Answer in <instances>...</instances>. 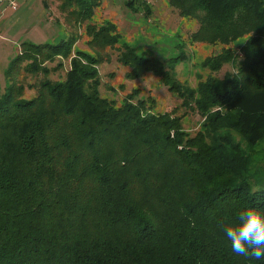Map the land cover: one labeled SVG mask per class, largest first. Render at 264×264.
<instances>
[{
	"label": "trees",
	"instance_id": "1",
	"mask_svg": "<svg viewBox=\"0 0 264 264\" xmlns=\"http://www.w3.org/2000/svg\"><path fill=\"white\" fill-rule=\"evenodd\" d=\"M102 1L61 7L89 19L91 45L117 46V23L90 20ZM167 1L198 20L194 42L220 47L205 67H234L192 86L176 77L184 52L162 59L123 44L118 59L132 78L158 75L181 99L171 110L138 90L121 103L104 96L102 56L75 48L74 33L21 43L0 90V264H264L233 253L219 226L249 205L264 212V156L255 157L264 141V0ZM126 5L147 19L153 12L149 0ZM60 57L70 68L54 79L47 62ZM24 72L35 82L26 86ZM189 110L197 130L186 126Z\"/></svg>",
	"mask_w": 264,
	"mask_h": 264
},
{
	"label": "rangeland",
	"instance_id": "2",
	"mask_svg": "<svg viewBox=\"0 0 264 264\" xmlns=\"http://www.w3.org/2000/svg\"><path fill=\"white\" fill-rule=\"evenodd\" d=\"M62 1L64 0H50L55 27L45 31L46 33L33 28L35 24L41 23L38 19L16 32L2 30L5 20H0V90H4L10 81L6 71L11 59L20 51L23 41L37 44L45 41L56 42L68 37L71 33L78 36L75 48L102 56V62L99 64L102 94L114 98L118 103H121V100L134 90L139 91V96L155 98L156 109L160 111L171 110L181 103V99L169 90L168 85L163 83L158 75L147 73L139 78L130 76L131 67L118 59L123 44L134 46L138 53L147 57L155 56L162 59L184 52L188 59L176 67V77L192 86H197L201 79L209 75L223 77L228 70H234L231 63L225 64L217 72H211L204 66L207 58L219 51L220 47L204 42H194L192 33L199 27L198 20L182 17L178 9L171 6L167 0H149L153 10L149 19L143 16V12L133 13L129 10L126 5L127 0H103L102 4L95 8L90 20L99 24L108 21L117 23L120 40L118 45L113 47L91 45L89 43L91 35L85 27L89 19L77 22L76 17H73L75 15L69 14L75 6L71 5L63 9ZM13 10L8 9V13ZM59 62H62V65H59ZM47 65L52 78H63L70 68V59L60 57L52 62L48 61ZM22 78L26 86L27 83H34L36 80L35 75L25 72ZM35 93V88L26 87V95L31 96ZM198 120L199 115L189 110L184 121L189 129L197 130ZM263 156L264 141L256 146L255 153L256 160H260Z\"/></svg>",
	"mask_w": 264,
	"mask_h": 264
},
{
	"label": "clouds",
	"instance_id": "3",
	"mask_svg": "<svg viewBox=\"0 0 264 264\" xmlns=\"http://www.w3.org/2000/svg\"><path fill=\"white\" fill-rule=\"evenodd\" d=\"M191 225L195 227V221ZM219 226L233 253L256 260L264 258V212L256 206L241 209L234 219L224 218Z\"/></svg>",
	"mask_w": 264,
	"mask_h": 264
},
{
	"label": "crops",
	"instance_id": "4",
	"mask_svg": "<svg viewBox=\"0 0 264 264\" xmlns=\"http://www.w3.org/2000/svg\"><path fill=\"white\" fill-rule=\"evenodd\" d=\"M17 2L18 6L14 8L0 1V20H5L2 30L16 32L21 27L30 25L35 19L41 23L35 24L33 28L42 30V33H46L45 31L55 27L50 0H17ZM41 4H43L42 7ZM10 8L14 10L8 13Z\"/></svg>",
	"mask_w": 264,
	"mask_h": 264
},
{
	"label": "built area",
	"instance_id": "5",
	"mask_svg": "<svg viewBox=\"0 0 264 264\" xmlns=\"http://www.w3.org/2000/svg\"><path fill=\"white\" fill-rule=\"evenodd\" d=\"M2 2H6L7 4L11 5L12 7L16 8L17 6V0H0Z\"/></svg>",
	"mask_w": 264,
	"mask_h": 264
}]
</instances>
